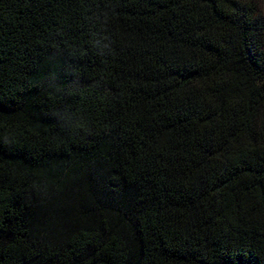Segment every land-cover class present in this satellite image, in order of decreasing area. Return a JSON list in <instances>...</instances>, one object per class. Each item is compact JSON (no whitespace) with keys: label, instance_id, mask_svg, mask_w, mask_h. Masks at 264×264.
Here are the masks:
<instances>
[{"label":"trees","instance_id":"obj_1","mask_svg":"<svg viewBox=\"0 0 264 264\" xmlns=\"http://www.w3.org/2000/svg\"><path fill=\"white\" fill-rule=\"evenodd\" d=\"M0 264H264V0H0Z\"/></svg>","mask_w":264,"mask_h":264}]
</instances>
